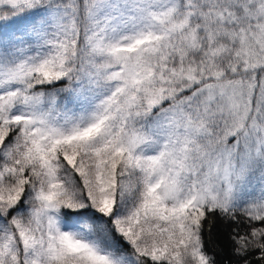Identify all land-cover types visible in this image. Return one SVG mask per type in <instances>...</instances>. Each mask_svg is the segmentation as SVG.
I'll list each match as a JSON object with an SVG mask.
<instances>
[{"label": "snow or ice", "instance_id": "6c2138e0", "mask_svg": "<svg viewBox=\"0 0 264 264\" xmlns=\"http://www.w3.org/2000/svg\"><path fill=\"white\" fill-rule=\"evenodd\" d=\"M217 221L264 264V0H0V264H221Z\"/></svg>", "mask_w": 264, "mask_h": 264}, {"label": "trees", "instance_id": "16d2710c", "mask_svg": "<svg viewBox=\"0 0 264 264\" xmlns=\"http://www.w3.org/2000/svg\"><path fill=\"white\" fill-rule=\"evenodd\" d=\"M214 218H210V221ZM231 229L223 221H217L211 239L208 241V248L211 252H215L219 262L228 260L231 256V243L228 234Z\"/></svg>", "mask_w": 264, "mask_h": 264}]
</instances>
